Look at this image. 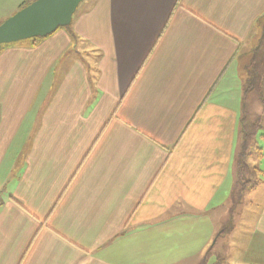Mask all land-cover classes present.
Listing matches in <instances>:
<instances>
[{"label":"crops","instance_id":"obj_1","mask_svg":"<svg viewBox=\"0 0 264 264\" xmlns=\"http://www.w3.org/2000/svg\"><path fill=\"white\" fill-rule=\"evenodd\" d=\"M31 2L0 0V24ZM263 18L264 0H85L0 47V264H264V194L218 237Z\"/></svg>","mask_w":264,"mask_h":264},{"label":"trees","instance_id":"obj_2","mask_svg":"<svg viewBox=\"0 0 264 264\" xmlns=\"http://www.w3.org/2000/svg\"><path fill=\"white\" fill-rule=\"evenodd\" d=\"M261 24L263 28L262 35L252 52L251 62L247 67V80L243 94V117L241 120L242 143L237 156L236 183L231 192L232 198L238 192L242 193L241 191L254 189L260 183V169L257 166H252L249 163V159L252 153H254L253 148L256 143V135L262 129L259 118H253L250 111V104L256 99L264 105V18ZM255 148L258 149V153H260V147ZM231 202L235 203L233 201ZM233 226L234 224L232 221L229 223L226 222L222 226L218 237H224L226 233L228 234L233 229ZM221 261L218 262V264H221ZM206 262L207 259H205L202 264Z\"/></svg>","mask_w":264,"mask_h":264},{"label":"water","instance_id":"obj_3","mask_svg":"<svg viewBox=\"0 0 264 264\" xmlns=\"http://www.w3.org/2000/svg\"><path fill=\"white\" fill-rule=\"evenodd\" d=\"M84 0H34L0 24V47L27 39L46 37L69 26Z\"/></svg>","mask_w":264,"mask_h":264},{"label":"rangeland","instance_id":"obj_4","mask_svg":"<svg viewBox=\"0 0 264 264\" xmlns=\"http://www.w3.org/2000/svg\"><path fill=\"white\" fill-rule=\"evenodd\" d=\"M66 27L68 28L69 26H66ZM32 40L34 41L36 39H32ZM6 47L2 46L3 49H5ZM261 130L256 135L257 140H260L259 136H261V134L264 133V131H261ZM239 132H241V126L239 128ZM241 136H242V133H241ZM255 147H259V145H257L256 143L254 144V148H253L254 149V151H253L254 152L253 153L254 154V159L252 157L249 159V163L252 166H254L255 161H257L260 158V156L258 154L259 151ZM259 160L257 161V163L259 162ZM255 177H256V175H255ZM241 192L242 193L238 192L237 194H235L233 198L231 197L232 201L235 202V203H232L231 211L229 210L230 211V216L227 219V223H229L230 221L235 223V218H238V223H239L240 222L239 218L241 216H244L246 211H248L250 208H251V210H250L251 212L260 209V199H262V196H263L262 194H264V190L263 189H258L257 191H255V190H247V191H241ZM246 219H248V218H246ZM239 224H238V226H239ZM230 233H231V231L228 234L226 233L227 235L225 234L224 238L229 240ZM225 257H226V255H225ZM248 261H250L251 263L259 262V260L256 259V258H252V259H250ZM225 264H227V262ZM228 264H234V263L232 261H229Z\"/></svg>","mask_w":264,"mask_h":264}]
</instances>
